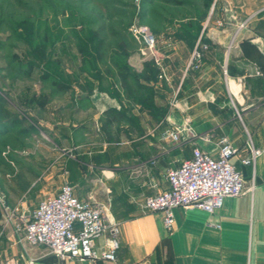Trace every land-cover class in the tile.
<instances>
[{
    "label": "crops",
    "instance_id": "crops-1",
    "mask_svg": "<svg viewBox=\"0 0 264 264\" xmlns=\"http://www.w3.org/2000/svg\"><path fill=\"white\" fill-rule=\"evenodd\" d=\"M181 3L178 16L149 24L160 63L138 52L129 57L142 74L139 86L116 80L109 90L81 87L63 122L58 111L51 114L49 128L64 152L47 157L41 145L32 151L40 175L22 187L36 186L35 207L67 182L80 199L110 200L109 220L120 227L117 259L61 260L9 223L0 264H264V0ZM197 48L198 67L191 65ZM187 119L193 137L165 136ZM223 139L239 149L233 160L247 190L212 213L177 207L167 229L162 212L145 209L146 197L169 188L168 170L191 158L194 147L216 157ZM249 141L263 149L254 166L240 162ZM111 235L96 239L99 252Z\"/></svg>",
    "mask_w": 264,
    "mask_h": 264
},
{
    "label": "rangeland",
    "instance_id": "rangeland-1",
    "mask_svg": "<svg viewBox=\"0 0 264 264\" xmlns=\"http://www.w3.org/2000/svg\"><path fill=\"white\" fill-rule=\"evenodd\" d=\"M110 1L0 0V190L12 206L35 208L36 186L22 189L40 175L31 152L40 145L47 157L64 152L49 128L51 114L58 111V122H63L67 102L81 87L109 89L114 83L117 71L108 60L121 55L114 31L128 36L122 42L124 53L135 48L146 56L139 42H130V27L161 25L163 14L176 17L185 5L173 0ZM128 64L133 67L129 58ZM4 214L0 207V236L8 228Z\"/></svg>",
    "mask_w": 264,
    "mask_h": 264
},
{
    "label": "built area",
    "instance_id": "built-area-1",
    "mask_svg": "<svg viewBox=\"0 0 264 264\" xmlns=\"http://www.w3.org/2000/svg\"><path fill=\"white\" fill-rule=\"evenodd\" d=\"M130 31L140 43L143 54L160 63L159 39L151 28L133 24ZM202 56L203 52L195 49L191 65L198 67ZM164 134L174 141H180L193 137L195 132L190 119H187L167 129ZM247 150L248 153L240 157V162L254 166L263 149L249 141ZM238 153L239 149L227 139L221 141L216 157L194 147L191 158L185 159L179 167L168 170L169 188L146 197L145 209L162 212L164 225L169 230L173 228L174 209L177 207H196L211 213L220 209L227 197L239 196L247 190L243 174L233 160ZM0 207L5 211V225L14 223L27 243L46 246L61 260L117 259L120 227L109 220L110 200L80 199L73 185L64 183L58 193L46 196L32 210L22 205L12 206L0 190ZM107 231L112 233L107 240V249L99 252L96 239ZM28 264L35 262L29 261Z\"/></svg>",
    "mask_w": 264,
    "mask_h": 264
},
{
    "label": "trees",
    "instance_id": "trees-1",
    "mask_svg": "<svg viewBox=\"0 0 264 264\" xmlns=\"http://www.w3.org/2000/svg\"><path fill=\"white\" fill-rule=\"evenodd\" d=\"M173 1H176L177 3L178 2H182V1H179V0H173ZM107 2H112V1L107 0ZM114 36H117V38H118V41L116 42V45H115L116 51L120 52L119 54H121L120 58H119V56H117L118 58L116 59V56H115V57H111L108 60L111 63V65L117 71V77H115L114 80L115 81L116 80H121L126 86H129V87H132L134 85L139 86V81L138 80H139V76L142 75V74H138L135 70H133V67L129 66V64H128V58L135 51V48H133L134 50L132 51L131 54L130 53L129 54L124 53L125 52L124 51L125 47L123 46L122 42L124 40H127L128 36L122 37L118 31H114ZM133 40L136 43H138V41L134 38V36L132 37V40L130 39V42L133 41ZM110 47H111V45H108L106 48H104V51L102 52V54H104L105 51H108ZM113 49L114 48L112 47L111 48V50H112L111 52H114ZM150 66H151V68H150ZM148 67L150 69L154 70V68L152 67L151 64ZM107 90H109V89H107Z\"/></svg>",
    "mask_w": 264,
    "mask_h": 264
}]
</instances>
